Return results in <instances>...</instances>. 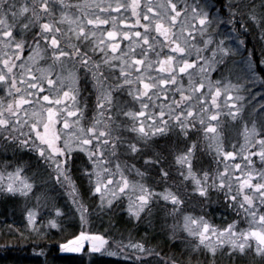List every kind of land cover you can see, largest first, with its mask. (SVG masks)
Wrapping results in <instances>:
<instances>
[{
  "label": "snow or ice",
  "instance_id": "6c2138e0",
  "mask_svg": "<svg viewBox=\"0 0 264 264\" xmlns=\"http://www.w3.org/2000/svg\"><path fill=\"white\" fill-rule=\"evenodd\" d=\"M69 7L71 6L65 4V0H28L20 4L17 0H0V83L7 85L8 94L13 97L6 105L0 104V129L8 132L7 137H0V152H7L12 145L36 152L38 160L43 162L42 166L54 172L56 183L71 189L72 203L76 205L81 218L88 213V208L79 199L72 179L74 155L75 159H80L77 172L88 178L91 186L89 192L99 194L101 206L111 207L119 193L130 187L133 191H139L140 195L135 200L129 197L127 206L128 214L137 220L145 210L151 215L150 205L157 197L170 202L172 212L181 211V206L191 196L186 191V182L190 181L193 192L206 201L210 200V191L215 190L232 207L243 211L248 220V228L237 232V222L233 221L220 230L211 227L204 217L193 218L191 215L184 216L183 228L191 236L198 238L197 248H207L214 257L218 249L228 244L231 251L226 252V255L251 253L264 264V212L261 211L264 208V168L257 170L254 161V158H258L264 165V91L252 90L256 85L264 88V0H221L220 7L214 11H211V0H204L203 3L200 0H193L192 3H187V0H166V3L158 5L159 11L152 6L142 9L140 0H131L130 4L126 0H116L115 7L111 3L105 7L96 5L101 15L111 18L112 30L106 32V37L103 31L98 34V30L100 26L109 24V19H101L99 15L86 20L80 17L73 19L68 13ZM129 8L135 18V23L130 27L134 29L140 26L143 33L129 30L121 33L116 30V16L113 13L119 15L121 10L127 12ZM17 25L19 31L15 32ZM88 26H92V30L86 31ZM152 33L162 37L163 42ZM250 35L256 40L251 49L248 47ZM58 37L63 39V46L62 39ZM117 37L128 41L127 50L119 55L117 53L121 45L117 42ZM73 39L78 43H69ZM197 41L202 47L198 46ZM41 43L50 52L49 60L53 68L60 62V69L64 70V61H68L74 69L69 70L66 77L60 78L61 90H56L55 99L50 95H39L45 89L38 86L32 69L26 67L27 63L34 64L37 58H43L40 57ZM26 47L30 54L27 61H24L21 57ZM165 48L170 54L159 59L158 64L159 72L167 74V79L156 78L149 83L145 82L144 75L133 76V70L139 72L146 61V67H152L153 61L148 59L150 53L160 57ZM98 53L99 62L93 59ZM193 55L195 58L190 59ZM136 56L141 58L129 60V57ZM104 66H107V74L101 70ZM197 67L199 78L194 81L189 70ZM218 68H223L227 75L222 73L220 79L212 80L211 73ZM14 69L20 71L16 72ZM80 69L92 80V87L96 92L94 112L97 118L87 129L86 135L89 138L74 137L69 132L61 147V135L56 131V125L61 122L60 117H63L65 130L72 127L70 118H75L73 124L78 126L79 119L83 117L78 100L80 77L77 73ZM178 74H187L186 89L183 86L177 87L181 84L177 79ZM55 83L53 79H47L48 85ZM18 84L23 85V91ZM137 85H142V88L136 87ZM64 87L68 90L62 91ZM169 89L174 91L169 93ZM150 90L153 94L163 93L166 99L169 95L174 97L179 94V99H172L167 111L165 105H160L158 112L146 115L150 104L153 108L156 107L152 103ZM52 91L53 89H49V92ZM186 91L189 94L185 95ZM124 92L134 101L140 102V111L127 108V101L121 102L114 95ZM25 93L36 96V99H26ZM222 95L227 107L225 115L236 122L238 128H242L238 135L243 136V144L231 145V151L225 150L218 130L222 123V109L218 100ZM17 96L19 98L15 99ZM207 96H210L211 107L204 103ZM145 99L149 102L144 103ZM67 101L72 102L73 110L66 106ZM33 104L40 108L39 113L31 114L38 117L37 122L21 120V111L26 116L29 115L23 106L32 107ZM197 104L200 105L199 108L196 107ZM21 124L28 127L27 133ZM98 126L107 131L98 130ZM122 131L129 133V136L119 135ZM80 132L85 135L84 129H80ZM173 132L182 137L183 147L179 144L169 146L172 157V163H169L167 158L154 150L153 145L154 138H168ZM193 136L205 137L209 147L214 148L224 161H235L239 156L244 167L241 163H234L232 167L239 170L240 175L230 173L227 163L222 172L209 174L202 170L198 175L194 164L199 163L196 153L200 150V145L197 140L192 139ZM9 141L12 143L9 144ZM120 148H123V154L144 157L143 163L146 166L158 169L157 183L167 182L175 168L180 182L173 183L172 186L177 188V192H173L171 188L155 192L140 183L130 186L117 163L116 168L120 172L118 184L122 186L119 187V193L111 192L110 198L105 200L110 191L108 185L113 182L109 179L104 184L101 175H111L106 165L118 155ZM82 153L86 154V159H81ZM9 167L14 170L8 172ZM132 168L138 176L144 177L145 173L135 169L134 165ZM0 169V192L27 196L32 191L33 184L28 182V177L22 175L24 167L12 161L0 160ZM181 196L185 198L182 199ZM38 208L39 205L27 210L28 222L33 227L37 223ZM51 211L56 218L64 215L54 204ZM48 224L51 228L59 227L55 218L49 219ZM175 227L174 225L173 228ZM84 241L91 242L90 255L103 254L106 251L105 245L108 244L103 236H86L81 233L74 242V247L62 245L61 250L80 253L83 251ZM121 246L135 250L137 255L133 258L137 260V264H149L143 259L145 255L157 257L156 264H176L171 258L161 261L153 248H146L139 242ZM111 255L115 256L116 253Z\"/></svg>",
  "mask_w": 264,
  "mask_h": 264
},
{
  "label": "trees",
  "instance_id": "16d2710c",
  "mask_svg": "<svg viewBox=\"0 0 264 264\" xmlns=\"http://www.w3.org/2000/svg\"><path fill=\"white\" fill-rule=\"evenodd\" d=\"M249 38V40H253L252 45L256 43L253 36L250 35ZM257 55H259L258 51ZM173 137L174 140H170L169 137L163 139V143L156 148L159 153L167 158L169 163H172L169 146L179 144L183 147L182 137H178L176 133H173ZM195 140L200 145V150L196 153L199 163L194 164V170L198 175L202 170L211 174L213 166L216 165L213 157L203 151L201 138ZM12 154L15 155L11 156V159H7ZM0 155L3 157L2 160L12 161L24 167V174L33 175L28 177L30 180L34 179L36 185L47 182L46 186L48 188L51 185L54 187L48 180V173L45 174L39 170L38 165L43 162L36 158V152L31 153L29 150L19 149L17 146L12 145L7 152H0ZM73 159L72 179L75 182L79 199L83 200L88 208L90 231L102 233L106 237L113 238V240H135L133 243L139 242L144 244L146 248H153L157 251L161 261L171 258V260L176 261V264H261L259 258L254 257L251 253L247 255H226L225 253L228 251L222 248L223 250H218L214 257L207 248L202 246L197 248L198 244L193 238H189L186 232L176 231L177 227L180 228V224L175 223L177 218L174 213L168 215L167 218L163 212L152 209L150 216L147 212L137 220L128 214L121 200L113 203L111 207L101 209L94 192H89L91 186L87 177L77 172L80 159H75V156ZM81 159H84V157L81 156ZM164 167L167 170V165ZM12 169L14 168L9 167L7 170ZM154 172L155 178L159 180L158 169ZM175 173L176 169L173 168L167 182H156L155 185L160 187L168 184L173 188V191L177 192V188L172 185L173 183L179 184L180 177ZM186 191L191 193V196L186 199L185 205L181 206L183 211L192 215L203 214L215 228H224L233 221H239L238 208L232 207L224 196L217 191H210V200L207 201L201 199L198 193L193 192V185L190 181L186 182ZM66 195L64 187H60L57 191L54 190L44 197L42 214L36 223L37 225L45 228L44 222L51 217L45 213L46 210L52 213L50 207L52 208L53 204L59 207L64 215L57 220L58 228L41 232L39 234L41 238H39L29 229L31 228L30 224L26 215H24L23 208L27 196L15 194V196L4 197L0 194V264H137V260L133 258L135 255L130 258L104 254H65L56 249L58 241L61 243L69 237H74L81 229L79 227L80 222L75 214V207L72 208L73 204H70L69 197ZM181 198L184 199L185 197L181 196ZM169 206L172 209V205L169 204ZM174 224L176 227L172 229ZM143 259L148 261L149 264H156L157 261V257L154 255H145Z\"/></svg>",
  "mask_w": 264,
  "mask_h": 264
},
{
  "label": "rangeland",
  "instance_id": "374dc122",
  "mask_svg": "<svg viewBox=\"0 0 264 264\" xmlns=\"http://www.w3.org/2000/svg\"><path fill=\"white\" fill-rule=\"evenodd\" d=\"M28 2V0H17V3H25ZM120 2H125V0H120ZM127 3H131V0H126ZM174 2H177V0H174ZM193 0H187V3H192ZM201 3L204 2V0H200ZM111 3L113 5V7H115V3L116 0H65V4L70 5L71 7L68 8V13L70 16H72L73 19H75L76 17H80L82 20H86V19H92L95 18L97 15L100 16L101 19L107 18L109 19V24L107 25H102L100 26V29L98 30V34L99 31H103L105 33V37H106V32L109 30H112V22H111V18L101 15L96 7V5H100V7H105L107 4ZM142 9H146L148 6H152L154 8L157 9V11H159L158 5L160 3H166V0H140ZM211 3L213 5L211 11H214L216 8L220 7L221 4V0H211ZM226 11V9H225ZM113 15L116 16V30L118 32H123L125 30H129V31H141L143 33V29L140 26H136L134 29L131 28L130 26L133 25L135 23V18L132 16L131 14V8H129V10L127 12H124L123 10H121V13L119 15L113 13ZM122 18L123 21L122 22ZM11 22V20L9 21ZM26 22V21H23ZM143 23V21H142ZM92 30V26H88V28H86V31ZM19 31V25H17L15 32ZM71 35V34H69ZM153 36H156L158 40H160L161 42H163L162 37H159L157 34L152 33ZM19 38V37H18ZM59 39H62L61 37H58ZM150 41H151V37H150ZM117 42L120 43L121 45V49L118 50L117 55H119L122 51H126L127 50V45H128V41L127 40H121L119 37H117ZM29 43L31 44V40H30V34H29ZM63 39H62V46H63ZM69 43H78L77 41L70 40ZM198 46L202 47V44L199 43V41H197ZM248 47L251 49L252 45H250V43L248 44ZM67 50V49H65ZM137 52H139V48L136 49ZM157 50L159 51L160 48L159 46H157ZM29 50L26 47L25 52L22 54L21 59L24 61H27V57L29 55ZM170 54L168 49H163L161 52V56L160 57H156L154 55H152L151 53L149 54L148 59L153 61L152 67L151 68H147V61L145 62L144 66L140 67L139 72H136L133 70L132 74L133 76L135 75H144L146 77L145 82H149L152 83L154 82V80L156 78L159 79H167L168 75L165 73H160L159 72V64H158V60L159 59H163L165 55ZM204 55H209L208 53H204ZM49 56H50V52L48 50V48L41 43L40 45V57L41 58H37L35 63H27L26 67H30L32 69V74H34L37 77V81L36 83L38 84V86H42L45 91L43 93H40L39 95H50V97L52 99L56 98L55 92L56 90H61V84H60V78L61 77H66L68 75V71L69 70H74L72 69V64L68 61H64V70L60 69V62L56 63V66L53 68L52 66V62L51 60H49ZM134 58H141L139 56L136 57H129V60L131 61V59ZM195 56L193 55V57H190V59H194ZM94 60H96L97 62L100 61V54L98 53L96 56L93 57ZM239 58L237 57V60ZM17 63L19 64L20 61H17ZM175 66V63H174ZM102 71H105V74H107L108 69L107 66L102 67L101 69ZM127 70V69H126ZM14 71L19 72V69H14ZM190 72H192L193 74V80H197L199 78V69L197 67V69L195 70H189ZM224 73V69L223 68H218L217 71L212 72L211 73V79L212 80H216V79H220L221 78V74ZM80 77V82H79V96H78V100L80 102V107L83 110V117H81L78 121V126L73 124V120H75V118H70L69 119V123L70 125H72V127L69 130H65L63 128V123H62V119L63 117H60L61 122L58 123L56 125V131L58 134L61 135V140L59 142V145L61 147H63V141L66 138V134L67 133H71L72 136H80L81 138H89L86 133H87V129L89 127L92 126V124L94 123V120L97 118L94 112V105H95V98H96V92L92 87V80L90 78V76H86L84 73L83 69L78 70L77 73ZM118 75V73H116ZM225 75H227V73H224ZM85 77V79L83 78ZM30 79V77H28ZM53 79L54 81H56V83L54 85H48L47 84V79ZM83 78V79H82ZM177 79L179 81H181V84H178L177 87H181L183 86L185 89L188 87V79H187V74H178ZM66 83V81H65ZM233 83H235V80H233ZM18 86L22 87V91H23V85L18 84ZM136 87L142 88V85H137ZM49 89H53L52 92H49ZM68 90L67 87H64L62 89V91H66ZM254 92H260V91H264V88H261L259 85H256L253 89ZM61 91V94H62ZM169 93H171L172 91H174L173 89H169L168 90ZM85 93V94H84ZM189 94L187 91L185 92V95ZM114 95H116L118 97V99L121 102H125L127 101V108L133 110V111H140V102L139 101H134L132 99L131 96H129L126 92L124 93H115ZM157 95L159 96V98H157ZM150 96H152V103H154L156 105L155 108L152 107V104L149 105V108L146 110V115H148L149 112H158L159 111V106L160 105H165V111H167V106L171 104L172 99H179V94H176L174 97L172 95H169L168 98L166 99L163 93H157V94H153V91L150 90ZM19 97H15V99H18ZM25 98L26 99H32L33 101L36 99V96H30L29 94L25 93ZM13 99V97L9 96L8 91H7V85L0 83V104L6 105L7 103L11 102ZM224 100L225 97L222 95L218 102L221 104V109H222V115H221V125L218 127V130L221 133V138H222V142L224 144L225 150L231 151L233 150L231 145L233 144H243V136L242 135H238V131L242 132V128H238V126L236 125V122L231 121V118L228 117L227 115H225L227 113V107H225L224 105ZM144 103H148L149 101L147 99H145L143 101ZM71 101H67L66 102V106L69 108V110H73L71 109ZM204 103L208 104L211 107V103H210V96H207L204 98ZM86 105V107H85ZM199 104L196 105L197 108H199ZM24 109L28 112L29 115H25L24 111H21L19 113V118L21 120H28L29 123H33V122H37L38 117H33L31 114L33 112L39 113L40 112V108L38 106H36L35 104H33L32 107H29L27 105L23 106ZM45 107H47V105L45 104ZM79 115V114H78ZM150 122V121H149ZM21 127L23 128L24 132L27 133L28 132V127L25 126L24 124H21ZM80 129H84V133L85 135H82L80 132ZM42 130V128H41ZM98 130L100 131H107V129L99 127L98 126ZM175 133V132H173ZM173 133L170 134L169 139L170 140H174L173 137ZM17 135H19V133H15ZM119 135L122 136H129V133L122 131L120 133H118ZM191 134V133H190ZM8 136V132L3 131L2 129H0V137H7ZM197 137H193L192 139H196ZM199 138H201L202 142H203V151L206 154H209L213 157L214 160V165L213 166V170L211 172V174H215L218 171L222 172L223 171V167L224 164L227 163L229 165V170L230 173H233L234 175H240L239 170H235L232 165L234 163H241L242 167H244V162L239 158V156L237 157V159L235 161H224L223 157L216 154L214 148L209 147L208 145V141L205 137L200 136ZM155 139V143L153 145V148L155 149L156 152H158L159 150L156 149L158 148V146H160L163 143V139L165 138H154ZM9 143H12L11 141H9ZM74 143V141H73ZM18 147V145H15ZM124 150L123 148H120L118 150V155L114 158L111 159V163H108L106 165V167L109 169V172L111 173V175L108 174H102L101 175V180L104 184H107V181L109 179L112 180V184L108 185L109 188V193L106 195L105 200H107L108 198H110L111 192H117L119 193V187H121L122 185L118 184V181L120 180V172L117 170L116 168V164L119 163L120 164V171H123V174L125 175V177L128 179L130 186L136 183H140V184H144L146 187L149 188V190L151 191H155V192H162L164 191L166 188H171L170 185L168 184H164L160 187H157V185H155V183L158 181L157 178H155V172L154 170H157L154 167H150V166H146L143 163L144 157L141 156H132V155H125L123 154ZM75 156V155H74ZM73 156V157H74ZM81 156H84V159H86V154H81ZM2 155H0V160H2ZM255 161V168L257 170L264 168V165H262L258 158H254ZM42 164L38 165V168L40 171L44 172L45 174L48 173L49 176V182L52 183L54 185V187H56V189H54V187L51 185L50 188H48L46 186L47 182L41 183V184H35L34 179L30 180V177H32L33 175H29V174H24V172L22 173V175L28 177V182L33 184V189L32 191L27 195V201L24 204V215H26L27 218V210L33 209V208H37V205H39L38 211H39V215L37 216V221L39 220V217H41L42 214V207L44 205V197L46 195H48L50 192L56 190L58 188H60L61 186L56 183L55 181V174L52 171V169L50 168H45L42 166ZM135 166V169H139L140 172L145 173L144 177H140L137 175L136 171L133 170L132 166ZM219 165V167H218ZM37 168V169H38ZM2 170V169H0ZM14 169L12 170H7L8 172H12ZM89 171H91V169H89ZM186 174V173H185ZM7 177H5L6 179ZM88 180V178H87ZM93 180H95V176H93ZM255 182V181H254ZM233 186L235 188V182L233 181ZM64 189L66 190L67 193V197H69V201L70 204L72 205V200L73 197L70 195L71 190L69 188H67L66 186L64 187ZM171 190L173 191V188H171ZM94 192V191H93ZM175 192V191H173ZM1 195L5 196H9L12 194H7V193H3L0 192ZM19 194V193H17ZM95 194V193H94ZM99 205H100V196L99 194H95ZM140 195L139 191H133L131 190V187L129 189H125V191L123 193H119V195L117 196V198L113 201V203L117 202V201H122L125 205V209H127L128 203H129V197H131L133 200H135L138 196ZM15 196V195H14ZM81 200V199H80ZM83 202V200H81ZM112 203V204H113ZM169 204H171L170 202H166L163 201L161 198H154V202L151 203L150 207L151 210L153 209L155 210H159L161 212H163V214H165L168 218V215H171V213L175 214V217L177 218V221H175V223H179L180 224V228L178 229V227L176 228V231H182V232H186V234L188 235V237L193 238L195 240V242L197 244H199V240L197 237L191 236L184 228H183V223H184V216L186 215H191L193 218H199V217H204L203 214L200 215H192L189 212L186 211H179V212H172L171 211V207L169 206ZM69 205V206H71ZM75 207V214L76 217L78 218L79 222H80V231L78 232L77 235H75L74 237L69 239H66L64 242H59L57 243V248L61 253H65V254H89L90 253V249H91V242L90 241H84L83 242V251L80 253H73V252H66V251H62L61 250V246L62 245H68L69 247H74L75 246V241H77V238L80 236L81 233H84L86 236H103L107 241L108 244L105 245V249L106 251L103 252L104 255H109V256H113L111 255V253H116V255L114 257H133V255H137V253L135 252V250L130 249V248H124L121 245H127L130 242L133 243V241L131 240H123V239H114L113 238H109L104 236V234H100L99 232H93L90 231L91 229L89 228V222L90 219L88 217V215L86 214L83 218H81L80 213L76 210V205H72V208ZM101 209H106L107 206H101ZM50 209H52L50 207ZM239 211V221L237 222V228L236 231L239 232L241 229H247L249 224H248V220L245 217L243 211H241L240 209H238ZM261 211L264 212V208H261ZM148 211L145 210V212H143L141 215H143L144 213H147ZM237 213V211H236ZM47 215L51 216L49 217V219H57L52 213H49L46 210ZM47 219L44 224H45V228H43L41 225H35V227H33L30 224L29 229H31V232H33L35 235H37V237L41 238L39 236V234L41 232H47L48 229H53L49 226L48 224V220ZM204 219L209 223V225L211 227H215L213 225H211V223L209 222V220L204 217ZM175 225V224H174ZM217 229L222 230L223 228H218ZM172 229H174L172 227ZM47 230V231H46ZM34 236V235H32ZM135 243V242H134ZM254 243V241H253ZM203 247V246H202ZM223 248H225L228 252L231 251V246L228 244H225L223 246ZM218 250H223V249H218ZM219 251V252H220ZM156 253H158L157 251H155ZM210 252V251H209ZM102 255V254H101Z\"/></svg>",
  "mask_w": 264,
  "mask_h": 264
}]
</instances>
